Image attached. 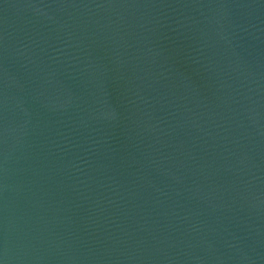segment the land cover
Returning <instances> with one entry per match:
<instances>
[{"label": "water", "instance_id": "1", "mask_svg": "<svg viewBox=\"0 0 264 264\" xmlns=\"http://www.w3.org/2000/svg\"><path fill=\"white\" fill-rule=\"evenodd\" d=\"M0 264H264V0H0Z\"/></svg>", "mask_w": 264, "mask_h": 264}]
</instances>
